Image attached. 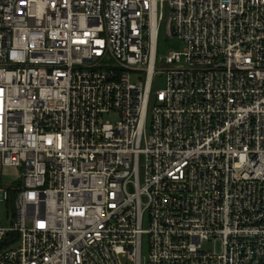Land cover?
I'll list each match as a JSON object with an SVG mask.
<instances>
[{"label":"built area","instance_id":"2783aa9c","mask_svg":"<svg viewBox=\"0 0 264 264\" xmlns=\"http://www.w3.org/2000/svg\"><path fill=\"white\" fill-rule=\"evenodd\" d=\"M0 203V264H264V0H0Z\"/></svg>","mask_w":264,"mask_h":264},{"label":"rangeland","instance_id":"374dc122","mask_svg":"<svg viewBox=\"0 0 264 264\" xmlns=\"http://www.w3.org/2000/svg\"><path fill=\"white\" fill-rule=\"evenodd\" d=\"M183 49V45L180 41L176 39H164L160 38L159 44H158V54L160 57L165 58L172 52H180ZM163 82H160L158 87L161 88L163 86ZM105 120L114 123L117 120V117L115 115H108L105 117ZM14 177H9V176H3L2 177V182L3 183H8L13 180ZM6 206L4 203H0V227L7 226V219H6ZM143 227L146 229L147 224L144 223ZM212 247L211 244H204V249H208ZM142 253L143 256H146L148 254V237L144 236L142 240Z\"/></svg>","mask_w":264,"mask_h":264}]
</instances>
